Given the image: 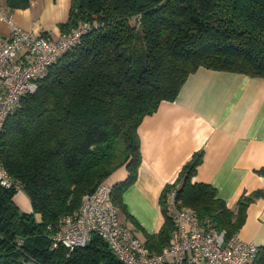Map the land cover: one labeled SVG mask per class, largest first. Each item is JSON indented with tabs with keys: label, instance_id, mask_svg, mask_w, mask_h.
I'll return each mask as SVG.
<instances>
[{
	"label": "trees",
	"instance_id": "16d2710c",
	"mask_svg": "<svg viewBox=\"0 0 264 264\" xmlns=\"http://www.w3.org/2000/svg\"><path fill=\"white\" fill-rule=\"evenodd\" d=\"M1 1V0H0ZM23 10L30 0H4ZM60 33L81 29L25 95L0 132V161L28 197L31 213L0 187V264H124L93 234L69 252L52 246L58 220L119 168L111 202L125 216L123 193L141 163L138 127L162 101H174L199 68L264 78V0H69ZM201 155L189 159L160 192L163 223L141 241L151 253L168 245L174 223L165 206L173 191L200 225L237 234L247 207L264 189L243 194L235 210L208 183L193 182ZM264 175V169H260ZM248 264H264V246Z\"/></svg>",
	"mask_w": 264,
	"mask_h": 264
},
{
	"label": "crops",
	"instance_id": "0c3cea01",
	"mask_svg": "<svg viewBox=\"0 0 264 264\" xmlns=\"http://www.w3.org/2000/svg\"><path fill=\"white\" fill-rule=\"evenodd\" d=\"M0 5L8 9L4 0ZM68 11L69 0H30L27 9L11 13L20 29L54 39ZM0 33H8L1 22ZM137 133L141 163L135 182L123 193L129 216L123 214L120 222L141 241L162 226L161 190L196 154L201 162L193 182L210 184L229 209L235 210L243 194L264 189V175L258 172L264 169V78L199 68L187 77L174 101H162L143 118ZM126 176L121 167L106 183L112 186ZM13 200L21 212L31 213L24 192ZM237 236L264 246V199L247 207Z\"/></svg>",
	"mask_w": 264,
	"mask_h": 264
},
{
	"label": "built area",
	"instance_id": "2783aa9c",
	"mask_svg": "<svg viewBox=\"0 0 264 264\" xmlns=\"http://www.w3.org/2000/svg\"><path fill=\"white\" fill-rule=\"evenodd\" d=\"M0 22L8 33H0V132L5 119L19 107L22 98L37 89L48 67L72 48L83 31L71 29L50 38L42 33L22 30L13 21L10 10L0 5ZM0 187L22 192L0 161ZM112 186L100 183L83 196L78 211L61 217L50 236L52 246H64L69 252L84 246L93 234L101 237L124 264H248L259 253L253 243L241 241L237 234L225 239L224 231L200 225L193 209L179 206L171 191L165 206L174 223L168 245L151 253L119 220L111 202Z\"/></svg>",
	"mask_w": 264,
	"mask_h": 264
},
{
	"label": "rangeland",
	"instance_id": "374dc122",
	"mask_svg": "<svg viewBox=\"0 0 264 264\" xmlns=\"http://www.w3.org/2000/svg\"><path fill=\"white\" fill-rule=\"evenodd\" d=\"M141 1H143V0H141ZM122 215H123V214H122L120 211H118L119 220H120V219H123V218H122Z\"/></svg>",
	"mask_w": 264,
	"mask_h": 264
}]
</instances>
